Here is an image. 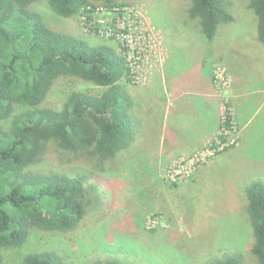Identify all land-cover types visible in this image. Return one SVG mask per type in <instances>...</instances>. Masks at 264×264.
I'll return each mask as SVG.
<instances>
[{
	"label": "rangeland",
	"instance_id": "374dc122",
	"mask_svg": "<svg viewBox=\"0 0 264 264\" xmlns=\"http://www.w3.org/2000/svg\"><path fill=\"white\" fill-rule=\"evenodd\" d=\"M190 4V0H129L119 6L121 15L136 22L135 43L151 42L144 40L142 28L155 29L162 39L161 46L151 42V48H142L143 64L130 83L124 81L146 110L141 130L134 126L140 134L133 157L123 156L116 171L101 172L91 157L79 160L50 144L33 169L86 175L99 199L77 229L67 233L33 229L24 246L2 249L6 264H22L28 254L45 250L58 252L67 264L106 259L125 264H208L232 253L243 264H258L251 252L244 192L251 181L264 179V44L258 41V21L248 8L250 0H233L229 12L234 21L220 25L214 40L208 41L200 21L187 14ZM33 7L48 26L123 55L122 38L112 34L118 16L112 8L98 5V13L84 10L65 19L45 1ZM233 77L245 90L243 118L232 103ZM209 81L219 100L222 126L195 148L184 150L171 138L168 126L174 98L178 97L177 106L194 105L188 120L203 117L202 105L208 99L202 94L210 92ZM103 91L80 79H60L43 106L62 110L73 92ZM248 115L249 122L243 121ZM188 137L184 133L180 142L196 143L195 136Z\"/></svg>",
	"mask_w": 264,
	"mask_h": 264
},
{
	"label": "trees",
	"instance_id": "16d2710c",
	"mask_svg": "<svg viewBox=\"0 0 264 264\" xmlns=\"http://www.w3.org/2000/svg\"><path fill=\"white\" fill-rule=\"evenodd\" d=\"M39 1L57 16L71 19L91 6L113 9L129 0H0V264H6L1 250L24 246L33 229L61 233L77 229L99 199L86 175L33 169L50 144L79 160L91 157L101 172L116 171L120 159L133 157L140 134L134 126L141 130L145 113L124 85L130 83L124 58L110 46H91L48 26L33 7ZM232 1L190 0L187 14L200 21L203 35L213 41L220 25L234 21L229 12ZM248 8L258 21V41L264 44V0H250ZM67 78L104 91L73 92L62 110L44 107L55 83ZM244 192L251 252L258 264H264V179L251 181ZM22 264L67 261L58 252L45 250L28 254ZM92 264L125 263L106 259ZM208 264L243 262L232 253Z\"/></svg>",
	"mask_w": 264,
	"mask_h": 264
},
{
	"label": "crops",
	"instance_id": "0c3cea01",
	"mask_svg": "<svg viewBox=\"0 0 264 264\" xmlns=\"http://www.w3.org/2000/svg\"><path fill=\"white\" fill-rule=\"evenodd\" d=\"M171 51L169 50V56ZM171 58L169 57L168 62ZM168 64V63H167ZM234 79V89H233V97H232V103L237 111V115L241 118L245 116V107H246V100H245V90H240L238 87L241 86L240 82L238 80ZM208 85H210V92L207 94H202L204 97H206L208 100L204 102L202 105L203 110L201 113H203L202 116H198V118L192 120H188L187 117L191 115L190 108H194L193 104H186V107L177 106L176 103L178 102V97L174 98L175 95L172 96V94L169 92L170 96L175 99V108H173L170 112L171 119L170 124L168 125L170 127V133L172 139H177V143L179 147L182 146V148H185L187 146H190L191 148H195L198 145V142L202 141L203 139L207 138L208 136H211L214 132H216L221 125V118H220V111H219V100L215 98L213 95V86L212 81L208 82ZM145 109V108H144ZM146 111V110H144ZM174 111V112H173ZM250 116L248 115L247 118L243 119V121L249 122ZM248 124V123H247ZM189 134V136H195L196 143L193 142L192 139H189L188 142L189 145H186L187 143L183 144V142H180L179 138H183V134ZM199 137V138H198ZM201 138V139H200ZM186 145V146H185ZM174 149V148H173Z\"/></svg>",
	"mask_w": 264,
	"mask_h": 264
},
{
	"label": "built area",
	"instance_id": "2783aa9c",
	"mask_svg": "<svg viewBox=\"0 0 264 264\" xmlns=\"http://www.w3.org/2000/svg\"><path fill=\"white\" fill-rule=\"evenodd\" d=\"M119 9H120L119 7H116V8H113L112 10V12L118 15L116 16L114 20L116 29L112 34L122 38L123 48H124L122 57L127 63V66L130 72L129 77L131 79L132 77L135 78L134 75L137 72V69L140 67L139 65L143 64L144 62L143 60H141L142 50H143L142 48H151L150 46L152 45L151 42H154L153 45L161 46V42H159V40L162 41V39H161L160 32H157L155 29L149 30V29L142 28L140 29V31H141V34L144 36V40H148V42L150 40L151 42H149L148 45H146L145 43L142 45L138 44L137 42L135 43L134 33L136 32V29H137L136 22L128 20L125 15H121L123 12ZM99 11H100V8L97 6L88 7L85 10L86 14L98 13ZM108 11H111V10H108ZM83 19L87 21L86 17ZM147 65H149V62L147 63Z\"/></svg>",
	"mask_w": 264,
	"mask_h": 264
}]
</instances>
